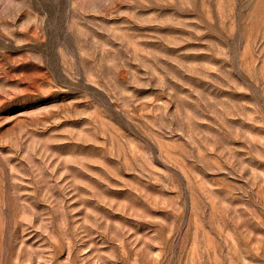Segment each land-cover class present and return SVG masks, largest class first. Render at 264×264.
Returning <instances> with one entry per match:
<instances>
[{"label": "rangeland", "instance_id": "1", "mask_svg": "<svg viewBox=\"0 0 264 264\" xmlns=\"http://www.w3.org/2000/svg\"><path fill=\"white\" fill-rule=\"evenodd\" d=\"M0 264H264V0H0Z\"/></svg>", "mask_w": 264, "mask_h": 264}]
</instances>
